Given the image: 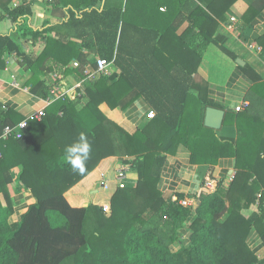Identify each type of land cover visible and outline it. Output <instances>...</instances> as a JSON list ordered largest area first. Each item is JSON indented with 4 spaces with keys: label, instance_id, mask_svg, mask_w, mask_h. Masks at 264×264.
I'll return each mask as SVG.
<instances>
[{
    "label": "trees",
    "instance_id": "16d2710c",
    "mask_svg": "<svg viewBox=\"0 0 264 264\" xmlns=\"http://www.w3.org/2000/svg\"><path fill=\"white\" fill-rule=\"evenodd\" d=\"M236 1L59 0L55 6L68 9L66 23L42 32L22 25L13 35L0 36V68L5 54L19 57L32 74L33 91L41 86L40 75L49 79L56 71L83 81L84 92L81 98L55 100L40 121L27 120L20 139L0 137V264H264L246 243L255 230L264 244V75L246 64L252 85L245 106L225 113L219 129L205 126L209 104L193 93V74L210 44L233 61L240 57L230 47L239 42L219 26ZM254 1L241 18L246 34L257 14ZM4 13L16 22L30 9ZM184 22L187 28L178 33ZM55 32L68 41L51 37ZM27 38L43 43L38 56L23 52ZM257 43L264 60V34ZM82 51L112 61L115 72L84 79ZM73 62L79 68H71ZM132 90L155 115L128 134L99 106L115 109ZM81 133L91 144L82 174L65 159V148ZM181 145L192 164L213 165L233 156L237 169L230 188L201 194L193 213L167 203L157 188L165 155ZM115 157L136 173L137 186L114 191L109 215L96 205H70L65 193L101 160ZM17 167L15 186L30 191L34 203L10 223L8 186ZM230 192L235 200H229ZM256 200L257 207L244 214ZM184 231L188 244L173 251Z\"/></svg>",
    "mask_w": 264,
    "mask_h": 264
},
{
    "label": "crops",
    "instance_id": "0c3cea01",
    "mask_svg": "<svg viewBox=\"0 0 264 264\" xmlns=\"http://www.w3.org/2000/svg\"><path fill=\"white\" fill-rule=\"evenodd\" d=\"M57 3L59 0H0V36H11L22 25L33 32H42L50 27L66 23L69 19L68 9L62 6L56 7ZM250 3L251 0H237L227 11V20L219 24L222 32L228 33L229 36L239 42H233V46L230 47L240 56L238 60L242 61L243 65H238L218 45L210 44L203 52L193 74V84L195 85L193 93L209 104L206 111L208 108L222 111L223 117L227 112L237 113L235 108L245 104L243 98L252 85L249 76L243 69L246 64L264 75V61L261 55L259 56L255 50L249 48L253 45L262 49L257 40L264 34V0L253 2L252 5L257 10V14L251 21L249 33L246 34L245 30L242 31V29L246 28L247 25L242 22L241 18ZM19 6L29 7L30 13L20 17L16 22H12L4 13V9L11 10ZM231 17L236 19V32L226 28ZM187 25L184 22L178 33L184 31ZM196 32L198 31L195 29L193 33ZM50 36L63 42H67L69 39L67 35L59 32L51 33ZM42 47L43 43L40 40L32 42L31 39L27 38L23 44V52L31 57H36L41 52ZM97 58L93 54L82 51L80 54V60H82L80 62L84 63L80 69L82 76ZM2 60L4 66L0 68V136L3 127L14 125L13 122L18 117L22 119L21 122L30 119L41 109L46 111L48 105L45 104L44 99L48 94L49 83L47 81L49 79L45 75H40L41 86L33 91L30 83L32 74L25 69L21 59L12 54H5ZM65 77L69 80V84L80 81L73 74L65 75ZM99 109L109 120L128 134H134L137 130L142 129L151 120L148 118V114L154 112L136 90L127 94L115 109H110L105 103H102ZM108 164H111L112 167L110 171L109 168L106 169ZM119 165L120 163L116 158L101 160L94 169L65 193L69 204L81 207L96 205L102 208L105 215H109L110 199L118 187L111 180L106 184V189H103L102 177L108 175L109 178H112V173ZM20 170V167L12 170L14 177L8 186L13 209V214L9 218L10 223H16L20 215L34 203L30 191L17 189L15 186L14 180ZM236 173L237 169L233 156L219 158L213 165L192 164L189 151L181 145L173 154L165 155L157 188L167 203L185 200L193 204V208H190L193 213L198 205L199 196L205 194L203 187L207 181L216 185V189L220 186L227 190L233 183ZM122 183L125 189L135 188L137 186L136 173L130 170ZM110 184L114 185L112 191H110ZM258 195L260 194L256 196ZM236 196L237 194L230 192L229 200H235ZM257 205L258 201L256 200L255 204L244 214L252 212ZM186 229L187 226L184 230ZM187 236V231H184L180 241L172 246V250L176 251L181 246L187 245ZM246 243L259 260L263 258L260 256L263 254L264 244L255 230L248 233Z\"/></svg>",
    "mask_w": 264,
    "mask_h": 264
},
{
    "label": "built area",
    "instance_id": "2783aa9c",
    "mask_svg": "<svg viewBox=\"0 0 264 264\" xmlns=\"http://www.w3.org/2000/svg\"><path fill=\"white\" fill-rule=\"evenodd\" d=\"M236 19L234 17H231L229 19V22L226 25V28L230 31L236 32ZM250 49L255 50L256 53L260 56L262 49L257 46H249ZM263 59V58H262ZM264 61V60H263ZM72 68L77 69L79 68L78 62L72 63ZM115 72L113 62H109L106 60H102L100 58H97L94 63L83 73L84 79L88 81H95L99 77H109ZM83 79V80H84ZM49 83H48V90H47V96L44 99L45 104L49 105L52 102H54L57 99L69 97L71 99L73 98H81L84 95L83 92V81H77L75 83L69 84V80L61 73H58L56 71H53L49 74ZM245 104L238 106L235 108V112H239L243 109ZM44 110L41 109L37 111L30 119H36L41 120V118L44 116ZM154 112H150L148 114V118L152 119L154 117ZM29 120V119H27ZM27 120H23L15 125H6L3 127L1 138L6 139L8 137H14L17 139H20L28 126ZM1 150H0V158H1ZM130 166L128 164L119 165L117 168H115L112 178H109L108 175H104L102 177V180L104 181L102 184V188L106 189V184L111 182L113 180L118 188H124V184L122 181L126 178L127 173L130 171ZM216 185L212 184L211 182L207 181L203 187V190L205 194H211L215 192ZM180 206L185 208H193V204H190L188 201L182 200L178 202Z\"/></svg>",
    "mask_w": 264,
    "mask_h": 264
},
{
    "label": "clouds",
    "instance_id": "9594fccd",
    "mask_svg": "<svg viewBox=\"0 0 264 264\" xmlns=\"http://www.w3.org/2000/svg\"><path fill=\"white\" fill-rule=\"evenodd\" d=\"M91 152V144L86 135L81 133L77 142L65 148V159L67 163L81 174L86 170V161Z\"/></svg>",
    "mask_w": 264,
    "mask_h": 264
},
{
    "label": "water",
    "instance_id": "95a60500",
    "mask_svg": "<svg viewBox=\"0 0 264 264\" xmlns=\"http://www.w3.org/2000/svg\"><path fill=\"white\" fill-rule=\"evenodd\" d=\"M236 63L241 66L243 65V62L238 59L236 60ZM222 121H223L222 111L215 110L212 108L207 109L205 120H204L205 126L212 128V129H219L222 125Z\"/></svg>",
    "mask_w": 264,
    "mask_h": 264
},
{
    "label": "rangeland",
    "instance_id": "374dc122",
    "mask_svg": "<svg viewBox=\"0 0 264 264\" xmlns=\"http://www.w3.org/2000/svg\"><path fill=\"white\" fill-rule=\"evenodd\" d=\"M116 158V157H115ZM117 159V161H118V163H120V159H118V158H116ZM111 163V162H110ZM109 168V169H108ZM106 169H108L109 171L112 169V167H111V164L109 165H107V167H106ZM105 171V170H104ZM112 175H113V173H112ZM114 189V185L113 184H110V191H112ZM263 256V258L262 259H260V260H264V250H263V254H261V256L260 257H262Z\"/></svg>",
    "mask_w": 264,
    "mask_h": 264
}]
</instances>
